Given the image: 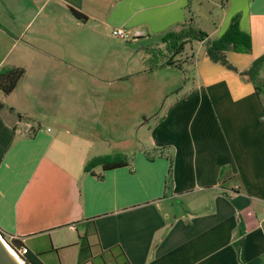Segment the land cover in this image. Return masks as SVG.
Instances as JSON below:
<instances>
[{
  "label": "crops",
  "instance_id": "0c3cea01",
  "mask_svg": "<svg viewBox=\"0 0 264 264\" xmlns=\"http://www.w3.org/2000/svg\"><path fill=\"white\" fill-rule=\"evenodd\" d=\"M222 8L213 37L237 17L251 51H228L236 71L193 55L197 84L141 122L138 92L170 72L148 70L145 48L195 24L194 0H0V68L25 70L12 93L0 89V230L9 240L45 264H78L87 234L86 264H264V76L242 74L264 54V0ZM116 28L134 38L124 43ZM150 39L160 42L141 44L145 66L132 70L121 46ZM138 74L140 83L130 77ZM151 147L170 157L150 160ZM117 153L131 164L85 170Z\"/></svg>",
  "mask_w": 264,
  "mask_h": 264
},
{
  "label": "trees",
  "instance_id": "16d2710c",
  "mask_svg": "<svg viewBox=\"0 0 264 264\" xmlns=\"http://www.w3.org/2000/svg\"><path fill=\"white\" fill-rule=\"evenodd\" d=\"M71 10L75 17L84 21L87 20V16L82 12L74 8ZM0 27H2L1 23ZM193 40L204 43L206 54L213 62L235 71L237 68L229 61L227 56L228 51L233 50L235 52L246 53L250 52L252 49L251 37L248 33L241 30L237 17L232 19L227 30L218 38H212L206 31L196 27L193 23H188L182 25L178 30L168 31L163 35L161 42L164 44L165 49L162 47L145 48V52L148 55L146 59L148 70L152 71L167 67H180L181 63L179 62L178 56L181 55L184 45ZM24 73V68H0V89L6 95L12 93ZM242 74L251 80L261 75L264 76V54L255 58L250 67L243 71ZM256 88L259 91L260 87L256 86ZM143 151L150 160H154L158 157H170V151L165 147H151L143 149ZM130 164L131 161L125 155L117 153L115 155L91 159L86 163L85 170L90 172L98 165H103L104 170H108ZM171 174L172 168H170L167 176L168 183L171 181ZM102 177L103 176L100 175V178ZM9 242L15 248L24 246L20 241L14 239L9 240ZM79 244L78 264H86L88 261L93 260L92 245L89 241L88 234L81 238ZM24 260L27 264H45L38 254L30 252L28 248L27 253L24 255Z\"/></svg>",
  "mask_w": 264,
  "mask_h": 264
},
{
  "label": "rangeland",
  "instance_id": "374dc122",
  "mask_svg": "<svg viewBox=\"0 0 264 264\" xmlns=\"http://www.w3.org/2000/svg\"><path fill=\"white\" fill-rule=\"evenodd\" d=\"M194 8L197 11L195 16L196 22L194 25L206 31L208 34H211V37L217 36L216 27L219 24L224 11L222 8V0H194ZM117 39L127 44L128 40H124L121 38ZM157 42H160V40L157 41V39H154V43L153 39L142 40L140 42L128 43V45L125 46L122 45V57H125L127 55L129 56V58H134L130 62L132 70L133 67L137 70H141V68L145 66V62L142 60V57H145V54L140 51L138 47H140L143 43H152V45H155L157 44ZM130 47L136 49V51L127 50ZM154 47H162L163 49H165V46L162 43H159ZM193 55H195L199 59H203L205 56L207 57L206 47L204 43L197 40L187 42L184 45L181 55L178 56L179 62L181 63L180 67H170L169 70H167L170 71L169 73L162 72L163 74H153L151 78V88H149L150 91L148 90L147 92L142 93L138 92L139 103H137L136 106V113L140 109L138 108L140 104H144L142 106L143 108H146L145 115H141V122H146L145 120L153 122L154 120H157L158 117L163 116L164 112L167 110L168 106L173 100L177 99L178 96L180 98L183 96V94H188L192 90L193 86L197 84L193 75V70L195 68H192V65L188 63V60ZM123 67L124 65H121V71L123 70ZM130 77L136 79V83H140V79H143L144 76L138 74L132 75ZM180 93L182 94L180 95ZM144 95L146 97L145 100ZM122 128L123 126H121L120 132L123 134L125 132ZM101 132L103 133V136L105 135L106 137H111V135H113L111 125L109 131L104 132V130H102ZM121 133L118 132L117 134L121 135Z\"/></svg>",
  "mask_w": 264,
  "mask_h": 264
},
{
  "label": "water",
  "instance_id": "95a60500",
  "mask_svg": "<svg viewBox=\"0 0 264 264\" xmlns=\"http://www.w3.org/2000/svg\"><path fill=\"white\" fill-rule=\"evenodd\" d=\"M0 234L9 242V240L6 238V236L1 230H0ZM0 264H20L17 261V259L14 257V255L8 250L1 237H0Z\"/></svg>",
  "mask_w": 264,
  "mask_h": 264
},
{
  "label": "built area",
  "instance_id": "2783aa9c",
  "mask_svg": "<svg viewBox=\"0 0 264 264\" xmlns=\"http://www.w3.org/2000/svg\"><path fill=\"white\" fill-rule=\"evenodd\" d=\"M139 33H137L138 35ZM113 35L117 38H121L124 40H131L132 38H134V36L131 35V33H129L128 31H126L124 28H116L113 30ZM15 251L18 253V255L22 258H24V255L27 253V248L26 247H19V248H15Z\"/></svg>",
  "mask_w": 264,
  "mask_h": 264
},
{
  "label": "bare ground",
  "instance_id": "6f19581e",
  "mask_svg": "<svg viewBox=\"0 0 264 264\" xmlns=\"http://www.w3.org/2000/svg\"><path fill=\"white\" fill-rule=\"evenodd\" d=\"M0 237L2 238L4 244L6 245V247L8 248V250L14 255V257L17 259V261L20 264H27L24 259L22 257H20L18 255V253L15 251V249L13 248V246L0 234Z\"/></svg>",
  "mask_w": 264,
  "mask_h": 264
}]
</instances>
